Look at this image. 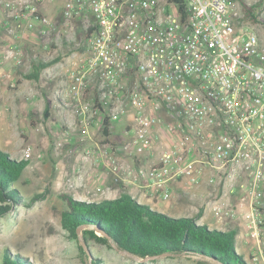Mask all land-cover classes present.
<instances>
[{
    "label": "built area",
    "instance_id": "built-area-1",
    "mask_svg": "<svg viewBox=\"0 0 264 264\" xmlns=\"http://www.w3.org/2000/svg\"><path fill=\"white\" fill-rule=\"evenodd\" d=\"M258 3L253 23L243 5ZM0 24L46 51L82 44L62 92L82 139L89 114L113 123L132 109L126 149L158 154L138 171L151 197L167 201L171 182L199 186L209 174L219 192L204 206L219 224L241 220L258 242L249 264H264V33L255 28L264 27V0H0ZM22 55L11 48L4 59ZM34 155L42 158L28 147L21 160ZM105 167L122 169L112 154Z\"/></svg>",
    "mask_w": 264,
    "mask_h": 264
},
{
    "label": "crops",
    "instance_id": "crops-1",
    "mask_svg": "<svg viewBox=\"0 0 264 264\" xmlns=\"http://www.w3.org/2000/svg\"><path fill=\"white\" fill-rule=\"evenodd\" d=\"M83 28L79 23L78 29ZM79 39V38H78ZM80 40V39H79ZM18 39L14 37L13 27L0 24V139L2 143L13 142L16 139L17 128L24 125L29 120L32 109L41 103L45 110L46 104L49 109L62 108L66 111L63 123L58 126L55 121L51 120L53 130H58L60 141L64 145L61 150L55 147L51 151V160L57 161L60 177L73 178L70 182H76L74 178L80 172L84 178L78 179L79 183L85 185V189L81 190L79 196L81 201H102L105 199L119 198L124 194H128L136 199L140 204L147 205L153 210L167 214L172 217L191 218L201 213L198 224L206 225L210 229L237 231V241L240 252L245 260H249L251 255L257 250L258 242L254 236L248 233L246 226L241 220L232 221L227 224H219L209 206H204L210 196L218 194V188L208 184L209 174L203 176L199 186L191 187L186 180L173 181L169 184L171 197L167 201L154 200L148 189L140 181L138 171L141 168H149L158 161V154L153 153V148L140 155H131L127 150V144L131 141L132 131L134 127L132 109L125 113L118 123H109L110 136L106 138L102 134V120L96 115L86 116L88 121L89 136L85 140L82 139V128L78 117L72 114L74 104L63 99L62 92L66 89L67 73L77 63L81 55L80 49L75 47H66L63 44H52L51 50H44L43 44H20ZM82 46V45H80ZM22 48L23 55L20 58L5 60L4 55L11 48ZM72 49L79 50L78 52ZM84 51V48H83ZM52 60L59 61L46 68L40 74L37 80L25 78V74L32 71L34 60L41 58L43 61L48 60L49 56ZM51 71V75L47 76V72ZM8 81V85L4 86L3 81ZM48 91L56 92L53 102L48 95ZM43 110V116H44ZM72 111V112H70ZM75 112V111H74ZM25 119L23 120V115ZM45 118L49 119V118ZM120 121V122H119ZM34 120L31 118L29 124L34 126ZM67 124V125H66ZM122 133L126 142H122L119 138L113 137V132ZM28 139L30 134L27 132ZM12 159L18 160L12 155L13 151L4 149ZM109 153V154H107ZM112 154L121 164V171L114 174L105 167L107 157ZM99 177L104 180V186L100 188L94 187ZM254 245V247H253Z\"/></svg>",
    "mask_w": 264,
    "mask_h": 264
},
{
    "label": "trees",
    "instance_id": "trees-1",
    "mask_svg": "<svg viewBox=\"0 0 264 264\" xmlns=\"http://www.w3.org/2000/svg\"><path fill=\"white\" fill-rule=\"evenodd\" d=\"M261 3L243 5L247 20L257 23L254 11ZM90 32V30H89ZM59 60H34L32 71L25 78L37 80L46 68ZM44 116L50 117L46 104ZM109 123L105 120L102 134L110 136ZM29 161L15 160L0 148V218L12 213L19 206L33 207L50 194V189L25 199L21 190V179ZM66 208L61 212L62 229L74 240L78 239L77 230L88 243L94 240L108 247L123 251L139 258L167 255V257H198V264H249L237 252V231L210 229L198 224L201 213L195 217H172L140 204L128 194L119 198L102 201H81L68 195H61ZM98 229L99 235L96 233ZM82 251L83 248H81ZM84 253V252H83ZM0 264H30L20 255L12 256L3 252ZM93 264H98L94 262Z\"/></svg>",
    "mask_w": 264,
    "mask_h": 264
},
{
    "label": "rangeland",
    "instance_id": "rangeland-1",
    "mask_svg": "<svg viewBox=\"0 0 264 264\" xmlns=\"http://www.w3.org/2000/svg\"><path fill=\"white\" fill-rule=\"evenodd\" d=\"M57 5L60 6L58 3ZM55 11L56 8L47 7V12L51 17L55 16ZM255 28L258 29V32L264 33V27L255 26ZM84 33L82 27L78 29V38L82 39ZM64 45L68 49L75 47V44ZM80 45L77 46V49H80L79 55H82L83 47ZM77 49H72V51L78 52ZM48 57V60H52L50 55ZM51 73L48 71L46 74L49 76ZM3 83L4 86L8 85L6 80ZM55 94L56 92L48 91L49 98L53 102H55ZM43 103L39 107L36 105L31 111L34 116L30 114L29 120L32 118L35 121L34 126L29 124L28 116L25 119L22 113L23 120L26 121L16 130L17 140L3 144L0 139V148L13 151L12 155L18 160H21L24 150L28 147L42 154V158H37V155H34L35 157L29 160V165L23 174L21 192L24 198L29 200L34 194L50 189L47 198L37 202L33 207L19 206L12 213L0 218V255L6 251L12 256L18 254L30 264H93L94 262L98 264H198L199 258L195 256L191 258L166 256L150 260L129 255L94 240L87 243L82 233L79 234L77 240L68 236L61 226V212L66 208L61 195H68L80 200L82 197L78 193L85 189V185L79 183L78 179L83 180L84 175L81 176L78 172L74 178L75 183L72 182L73 178L65 180L60 177L57 161L51 160L50 155L56 142L60 141L58 139L60 134L58 130H53L51 120L61 126L64 115L67 116V113L62 108L52 107L51 118L45 121ZM72 111L70 112L75 115L74 110ZM27 132L30 134L29 139ZM112 132L115 139L119 138L122 142H126L127 139L122 133L113 129ZM94 179H97L94 190L100 188L101 185L104 186L105 179L102 180L99 175ZM237 252H240L238 245Z\"/></svg>",
    "mask_w": 264,
    "mask_h": 264
},
{
    "label": "water",
    "instance_id": "water-1",
    "mask_svg": "<svg viewBox=\"0 0 264 264\" xmlns=\"http://www.w3.org/2000/svg\"><path fill=\"white\" fill-rule=\"evenodd\" d=\"M82 229H85V227H80V228H78V230H77V233H78V235L81 233V230ZM99 230L98 229H96V233L99 235ZM85 248V247H84ZM86 249V248H85ZM167 255L165 254V255H161V256H149V257H146V259H150V260H154V259H157V258H159V257H166Z\"/></svg>",
    "mask_w": 264,
    "mask_h": 264
}]
</instances>
